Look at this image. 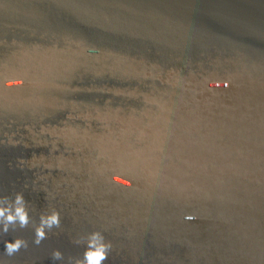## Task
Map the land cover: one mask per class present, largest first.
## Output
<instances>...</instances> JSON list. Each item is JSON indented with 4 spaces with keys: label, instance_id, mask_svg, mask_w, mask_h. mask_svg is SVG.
Segmentation results:
<instances>
[{
    "label": "water",
    "instance_id": "obj_1",
    "mask_svg": "<svg viewBox=\"0 0 264 264\" xmlns=\"http://www.w3.org/2000/svg\"><path fill=\"white\" fill-rule=\"evenodd\" d=\"M18 191L32 221L0 264H70L95 230L104 264H264V0H0V197Z\"/></svg>",
    "mask_w": 264,
    "mask_h": 264
},
{
    "label": "clouds",
    "instance_id": "obj_2",
    "mask_svg": "<svg viewBox=\"0 0 264 264\" xmlns=\"http://www.w3.org/2000/svg\"><path fill=\"white\" fill-rule=\"evenodd\" d=\"M229 82L224 81L223 87L228 86ZM211 86H218L217 81L210 82ZM188 220L196 219L195 215L186 216ZM32 217L28 208V201L24 196L23 191H18L14 199L9 196L0 197V233L7 234L10 230L27 228L31 223ZM61 225V213L58 209H53L50 212L40 214L39 223L35 226V239L33 243L39 245L46 239L47 233L53 228H58ZM76 244L85 243L86 247L80 257H69L70 264H104L108 259L113 243L106 239L104 233L100 230H95L88 233L86 236H80L74 241ZM28 241L23 237L16 236L14 239L5 241V252L8 256H13L22 248H28ZM53 260H61L64 253L59 249L52 251Z\"/></svg>",
    "mask_w": 264,
    "mask_h": 264
}]
</instances>
